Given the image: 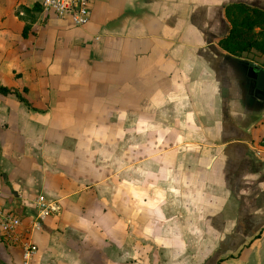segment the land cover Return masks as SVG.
Wrapping results in <instances>:
<instances>
[{"label": "crops", "instance_id": "1", "mask_svg": "<svg viewBox=\"0 0 264 264\" xmlns=\"http://www.w3.org/2000/svg\"><path fill=\"white\" fill-rule=\"evenodd\" d=\"M39 2L0 0V85L28 104L0 92V207L26 221L37 194L58 206L32 234L31 264H232L222 251L253 239L262 217L254 221L252 210L264 214V97L246 75L248 64L264 66L217 41L229 26L225 4L264 9V0H91L80 27ZM149 97V111L166 112L160 134L142 114ZM131 112L128 142L141 147L148 124L149 140L165 144L146 157L166 183L149 195L122 180L127 140L118 130ZM146 159L135 158V174Z\"/></svg>", "mask_w": 264, "mask_h": 264}, {"label": "rangeland", "instance_id": "2", "mask_svg": "<svg viewBox=\"0 0 264 264\" xmlns=\"http://www.w3.org/2000/svg\"><path fill=\"white\" fill-rule=\"evenodd\" d=\"M240 56H244L248 59H250L251 61L254 62V64L256 66H264V52H261L253 47H250V49L248 51H243ZM158 99H164V97H157ZM154 102V101H150V97L145 99V101L143 100V104H145L146 110L142 113L143 117L147 119V121L149 122V118L151 117L154 122H156L154 124V126L157 125H161L160 128L158 129L159 133L160 132H165L166 130V112L165 111H149L150 108V104ZM154 109V108H153ZM138 115V113H135ZM127 115H130L131 117L126 118V122L128 124L127 128H120L118 131L120 133V135H125V138L127 140V143L122 145L124 147V164H125V172H126V176L124 179H122L125 183V185L127 186V190L129 188H132L134 184L136 185H141L142 188V192L143 195H149V191L151 189V184L153 185H157L158 189L160 187H165L166 183L163 177H156L155 173H150L151 169H150V162L149 159H146L147 155L150 152H160L162 151V149L165 148V144L160 142H152V139L149 140V136L151 134V132H155V128H153L152 130L149 131L150 127L147 124L145 126V124L143 125V129H142V133L144 134V136H147V139L145 142H143L141 144V147H139L138 145H134L131 142H128V138L131 139V137L134 135L135 132V127L133 126V115L134 113H128ZM158 115V117H157ZM192 122V121H191ZM137 129V128H136ZM117 128L113 129V135L116 134ZM137 131V130H136ZM174 133L177 131H181L180 127H177L175 124V127L173 129ZM192 133V130H190ZM139 132V130H138ZM169 132L171 133V129L169 130ZM155 134V133H154ZM192 135V134H191ZM101 148H102V144L96 140V143L93 145V151H94V157L95 159L97 158V165H101V160H102V156H101ZM143 156V158H145L146 160L143 161L141 167H142V173L139 176L138 174H135L133 171L134 169V164L133 161L135 160V158H137L138 156ZM155 160H153V165H154ZM152 165V167H153ZM101 179V178H100ZM130 186V187H129ZM163 189V188H162ZM164 191L161 190H157V192L155 193L158 197L160 198L163 197V199H166V194H163ZM174 196L175 198H178L179 196L176 195V192H174ZM145 198V197H144ZM174 198V199H175ZM262 195L261 194H257L256 196V200L262 199ZM124 199L127 200V211L132 210L130 208H132L130 205L131 203L128 205V201H133V197L129 195V193L127 192L124 196ZM224 210V209H223ZM230 209H227V211ZM233 210H236V208H234ZM150 209L149 208H142V223H143V227L145 226V222L147 219L150 218L149 216V212ZM261 209H253L252 213H251V218L254 221H260L261 217H262V222H259V224H257L256 222H254V229L255 231H253L250 236H253V239H239L237 241H232L233 243V247L228 246L226 248V250L224 249V251H222V255L223 257L221 258L222 260L227 259V262H231L232 264H264V214L262 212L260 213ZM241 211H237L238 214H241ZM234 214V213H233ZM260 218V219H259ZM250 227V225H242V228H247ZM258 229H262V232H260V234H257V230ZM158 243H164V241H157ZM189 242V249L190 251H188L187 253H189L191 256L193 257H198L199 254L197 252V249L194 248V246L196 245L197 241H188ZM223 243H226L229 245L230 241H222ZM221 242V243H222ZM128 243V242H127ZM142 244H143V248H142V256H143V260L142 262L145 263V259H148V263L150 261V258L153 259V252H150V248H149V244L147 243L146 240H142ZM15 249L14 247H12L10 244L5 243L4 241H2L1 237H0V264H18V257H17V253H15ZM146 255V256H145ZM145 256V258H144ZM159 256L161 259L165 260V254L164 253H159Z\"/></svg>", "mask_w": 264, "mask_h": 264}, {"label": "built area", "instance_id": "3", "mask_svg": "<svg viewBox=\"0 0 264 264\" xmlns=\"http://www.w3.org/2000/svg\"><path fill=\"white\" fill-rule=\"evenodd\" d=\"M91 0H40L41 11L69 21L73 26H84L88 23ZM34 212L26 221L19 215L0 207V237L7 244L16 246L19 253L18 264H31L37 246L32 234L41 229L45 217L58 210L54 201L37 194L31 200Z\"/></svg>", "mask_w": 264, "mask_h": 264}, {"label": "trees", "instance_id": "4", "mask_svg": "<svg viewBox=\"0 0 264 264\" xmlns=\"http://www.w3.org/2000/svg\"><path fill=\"white\" fill-rule=\"evenodd\" d=\"M223 14L229 26L226 35L217 41L221 49L233 56H240L250 47L264 52V9L242 2H231L223 6ZM0 92L13 94L28 105L14 88L0 85Z\"/></svg>", "mask_w": 264, "mask_h": 264}, {"label": "water", "instance_id": "5", "mask_svg": "<svg viewBox=\"0 0 264 264\" xmlns=\"http://www.w3.org/2000/svg\"><path fill=\"white\" fill-rule=\"evenodd\" d=\"M246 75L253 88L264 97V69H256L252 64L246 67Z\"/></svg>", "mask_w": 264, "mask_h": 264}]
</instances>
